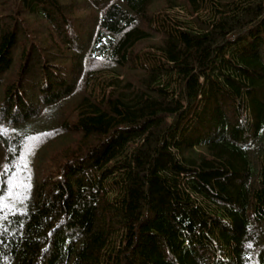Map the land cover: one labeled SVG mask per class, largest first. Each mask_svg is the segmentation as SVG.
I'll return each instance as SVG.
<instances>
[{"label": "trees", "instance_id": "obj_1", "mask_svg": "<svg viewBox=\"0 0 264 264\" xmlns=\"http://www.w3.org/2000/svg\"><path fill=\"white\" fill-rule=\"evenodd\" d=\"M0 264H264V0H0Z\"/></svg>", "mask_w": 264, "mask_h": 264}, {"label": "snow or ice", "instance_id": "obj_2", "mask_svg": "<svg viewBox=\"0 0 264 264\" xmlns=\"http://www.w3.org/2000/svg\"><path fill=\"white\" fill-rule=\"evenodd\" d=\"M3 130L2 129H0V132H2Z\"/></svg>", "mask_w": 264, "mask_h": 264}]
</instances>
